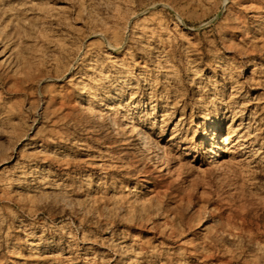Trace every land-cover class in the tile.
<instances>
[{
  "label": "rangeland",
  "instance_id": "obj_1",
  "mask_svg": "<svg viewBox=\"0 0 264 264\" xmlns=\"http://www.w3.org/2000/svg\"><path fill=\"white\" fill-rule=\"evenodd\" d=\"M0 264H264V0H0Z\"/></svg>",
  "mask_w": 264,
  "mask_h": 264
},
{
  "label": "bare ground",
  "instance_id": "obj_2",
  "mask_svg": "<svg viewBox=\"0 0 264 264\" xmlns=\"http://www.w3.org/2000/svg\"><path fill=\"white\" fill-rule=\"evenodd\" d=\"M141 138H142V142H144L145 145H147L148 141H147V139L145 138V136L141 134ZM204 140H209V137H208V136H205V137H204ZM204 140H203L202 142H204Z\"/></svg>",
  "mask_w": 264,
  "mask_h": 264
}]
</instances>
